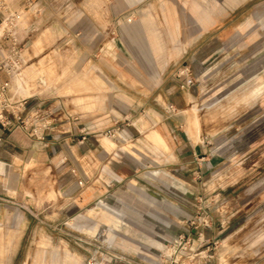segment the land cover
<instances>
[{
  "label": "rangeland",
  "instance_id": "1",
  "mask_svg": "<svg viewBox=\"0 0 264 264\" xmlns=\"http://www.w3.org/2000/svg\"><path fill=\"white\" fill-rule=\"evenodd\" d=\"M6 1L13 11L14 0ZM183 1L184 7L200 10L190 13V24L193 30L204 31L173 36L162 13L156 12L161 3H146L141 9L149 13H128L125 19H140L149 38L147 57L157 65L111 64L103 72L162 77L160 82L121 84L128 96L141 85L143 91L150 90L147 96L137 95L132 110L127 107L128 97L109 100L126 101L117 123L139 131L134 130L133 139L126 138L120 149L129 153L133 147L139 154L150 155L143 150V137L149 146L167 149L159 132L150 128L163 120L176 127L196 145L193 156L167 165H155L150 156L151 162L140 167L139 173L152 170L160 177L171 170L175 181L176 176H184L189 192L176 194L174 189L175 194L164 198L158 194L163 180H154L150 187L157 193H151L153 208L144 212L157 223L110 227L114 213L96 205L98 201L111 204L107 195L74 211L76 195L98 183L81 187L73 183L72 198L65 192L72 180L66 173L57 177L28 160L22 150L9 155L0 149V197L5 200L0 204V264H264V0ZM33 4L19 8L26 22ZM64 13H73V8L66 7ZM72 19L50 17L28 35L21 44L24 65L18 78L27 95L49 91L47 105L62 103L81 117L94 110L100 123L105 115L97 112L104 99L96 95L95 87L89 90L97 97H86L84 81L96 74L97 67L86 70L70 62L82 56L73 50L67 33ZM114 35L108 33L105 43L112 42ZM33 42L35 50L30 47ZM107 50L109 61L128 58L113 43ZM140 52L136 56L143 61L146 55ZM112 85L109 91L116 95ZM170 87L179 89L182 103L175 102L173 94L160 95ZM97 137L113 148L111 138ZM121 186L127 188L128 179ZM124 217L141 219L130 211ZM116 218L119 223L123 215L116 213Z\"/></svg>",
  "mask_w": 264,
  "mask_h": 264
},
{
  "label": "crops",
  "instance_id": "2",
  "mask_svg": "<svg viewBox=\"0 0 264 264\" xmlns=\"http://www.w3.org/2000/svg\"><path fill=\"white\" fill-rule=\"evenodd\" d=\"M33 2L34 4L31 8H34V11L31 19L26 22L23 19L24 13H21V10L28 8ZM183 2V0H14V4L11 3L14 9L12 12L19 13L21 16L19 30L21 44L26 38L29 39L28 35L45 24L48 18L55 17L64 20L65 18H73L67 27V33L70 35L71 41H73V50L79 51L82 56L71 59L70 62L73 61L75 67L85 66L86 70L97 67L94 76L91 75L89 77L87 75L84 79L86 82L85 96H98L104 99L101 111H98L97 114L105 115L103 117L105 120L100 123L97 122L99 118H94V110L86 111L85 117H81L77 115L79 113L68 112L62 103L47 105L45 95L49 91L28 94L30 97L27 101V107L32 105L37 99H43L45 106L52 111L48 117L51 122L50 127L44 131V141H36L24 134L19 128L10 127L1 135L5 141L0 144V149H3L9 155L11 152L22 150L28 160H33L43 167H47L48 171L57 177L62 173H66L72 180L69 184V189L65 192L71 195L72 198L73 183L80 187L83 183L92 185L98 183L95 188L84 189L76 195L77 205L74 211L85 207L100 195H107L109 199H112L111 204L107 203V201H98L96 205L104 212L107 210L108 214L110 212L114 213V216L109 218V220H112L109 221L110 227L111 224L115 225L118 223L116 213H121L126 226L130 227H137L141 222L149 225L157 223V220L147 217L144 212L146 209L153 208L152 204H154L155 197L151 193L156 192L152 191L150 187L154 180L160 178L165 181L160 180L164 187L158 191V194L164 198L175 194L174 189L177 190L176 194L183 195L189 192L188 183L184 181V176H176L175 181L174 173L171 170L168 173H162L160 177H158L156 171L152 170L142 174L139 173V168L144 166L145 163L151 162L152 157H154L155 165L158 163L167 165L168 163L183 161L193 156L196 145L191 144L185 133L181 135L176 127L166 121H158L150 129L154 128L159 132L166 143L167 149L149 146L145 143L144 137L142 139L143 150L150 155L139 154L133 147H131L129 153H125L120 149L123 146L121 143L126 141V138H129L130 141L133 139L132 135L134 134L132 133L135 132L134 130L137 131L133 127L127 128L122 124L119 126V136L111 138L113 140L112 149H108L97 135L92 134L95 130L110 128L117 123L120 115L124 113L123 106L126 101L117 100L111 102L109 101L111 98H114V96H118L117 98L128 97L131 101H128L129 105L127 107L132 110L137 104V95L147 96L150 92V90L143 91L144 85H141L134 90V95L128 96L121 90V84H125V82H160L162 80L160 75L152 78L153 75L141 74L140 72L137 74L119 72L105 74L103 72L111 64L117 67H124L126 65L155 66L158 63L147 57L150 50L149 38H147V32L141 25L140 19L131 21L129 17L125 19L126 15L128 13H149L150 10L141 9V7L146 3L154 6L161 3L160 10L156 12L162 13L161 17H163L164 25H166L171 35L179 36L182 34L189 37L190 33L194 35L200 34L205 29L200 30L198 27L193 30L190 24V13H201L200 10L196 8L189 9L188 5V7H184ZM68 6L73 8V13H64L65 8ZM108 33L115 34L112 42L109 43H113L114 47L123 55H128V58L126 56L118 57L109 61L105 57V52L108 51L107 45L109 44L105 43ZM31 45L30 47L35 50L37 47L36 43ZM96 50L98 52H95ZM137 51H141L140 53H143V56L146 55L142 58L143 61H140L141 58L136 56ZM0 77L3 78L4 75L0 73ZM38 81L42 83L41 79H38ZM112 83L115 85H112ZM111 85L112 88H115L114 90L116 91L113 92H117L116 95L109 91ZM89 87H91L90 89L95 87L98 90L97 96L94 94L90 95L93 91L90 92ZM170 88V91H164L160 95L173 94L172 98L175 102L182 103L183 99L178 94L179 89L177 87ZM23 89L27 93L25 86H23ZM143 92H145L144 95ZM184 102L187 103V100ZM113 120L114 124L112 123ZM69 130H71V134ZM81 130H86L90 133L83 141L79 140ZM137 132L139 133V131ZM70 143H73V146ZM136 160H139L143 165L138 164ZM68 164L73 166L75 169L74 173L71 172L69 166H66ZM125 179H128L129 187L122 188L121 182ZM78 180L82 181L81 185L78 184ZM130 182L135 183L132 184ZM141 182H144V187L139 185ZM92 209L93 207L88 208L87 212ZM126 211L141 216V219L131 220L125 218L124 214ZM146 240L148 242L152 241L150 238Z\"/></svg>",
  "mask_w": 264,
  "mask_h": 264
},
{
  "label": "built area",
  "instance_id": "3",
  "mask_svg": "<svg viewBox=\"0 0 264 264\" xmlns=\"http://www.w3.org/2000/svg\"><path fill=\"white\" fill-rule=\"evenodd\" d=\"M0 144L5 141L1 136L10 127L19 128L24 134L36 141H44V131L50 127L48 117L52 111L45 106L43 99H37L27 107L30 95L24 89L17 91L14 79L20 75L24 65L22 46L19 38L21 16L13 13L6 0H0ZM71 134V130H69ZM119 125L95 131L92 134L104 135L107 138L119 136ZM69 134V135H70ZM90 133L80 131L79 140L83 141ZM74 173V169H71ZM79 185L81 180L77 181ZM5 200L0 197V203Z\"/></svg>",
  "mask_w": 264,
  "mask_h": 264
},
{
  "label": "bare ground",
  "instance_id": "4",
  "mask_svg": "<svg viewBox=\"0 0 264 264\" xmlns=\"http://www.w3.org/2000/svg\"><path fill=\"white\" fill-rule=\"evenodd\" d=\"M204 21V20H203ZM34 44H35V42H33ZM32 46V45H31ZM14 87L16 88V90L18 91H22V89H23V86L20 84V79L18 78V77H16L15 79H14ZM144 123V122H143ZM152 140V139H151ZM154 140V139H153ZM111 143H113V142H111ZM160 143V142H159ZM161 144V143H160ZM164 149H166L165 147H163ZM132 180V179H131ZM136 182V181H135ZM135 182H130V183H135ZM129 187V186H128ZM133 188V187H132ZM148 191V190H147ZM143 192V191H142ZM120 217V216H119ZM121 225H126V223L124 222V220H122L121 221V219H120V221H119V223H117V224H115L114 226L115 227H117V228H120L121 227ZM137 232V231H136ZM109 236V235H108ZM160 245V244H159Z\"/></svg>",
  "mask_w": 264,
  "mask_h": 264
}]
</instances>
